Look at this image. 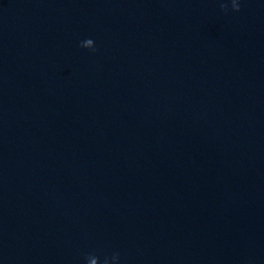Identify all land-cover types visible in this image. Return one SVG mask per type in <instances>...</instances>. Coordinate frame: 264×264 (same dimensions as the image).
Returning a JSON list of instances; mask_svg holds the SVG:
<instances>
[{"label":"water","instance_id":"obj_1","mask_svg":"<svg viewBox=\"0 0 264 264\" xmlns=\"http://www.w3.org/2000/svg\"><path fill=\"white\" fill-rule=\"evenodd\" d=\"M235 2L0 0V264H264V0Z\"/></svg>","mask_w":264,"mask_h":264},{"label":"clouds","instance_id":"obj_2","mask_svg":"<svg viewBox=\"0 0 264 264\" xmlns=\"http://www.w3.org/2000/svg\"><path fill=\"white\" fill-rule=\"evenodd\" d=\"M240 2H241V0H236V2L233 4V7H234L235 11H239L240 10ZM94 50H95V47L93 48V51ZM117 260L120 261V257H119V255H117L115 253L111 254L110 256L105 255L103 257L102 264H109V262H112V264H115V262Z\"/></svg>","mask_w":264,"mask_h":264}]
</instances>
